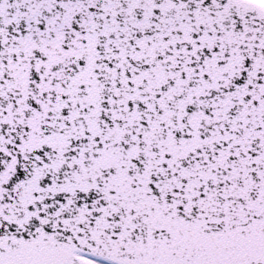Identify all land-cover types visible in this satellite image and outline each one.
<instances>
[{
  "label": "snow or ice",
  "instance_id": "1",
  "mask_svg": "<svg viewBox=\"0 0 264 264\" xmlns=\"http://www.w3.org/2000/svg\"><path fill=\"white\" fill-rule=\"evenodd\" d=\"M0 264H264V0H0Z\"/></svg>",
  "mask_w": 264,
  "mask_h": 264
}]
</instances>
